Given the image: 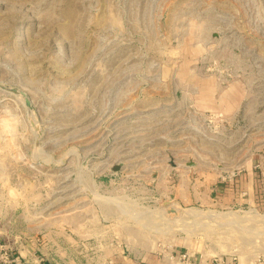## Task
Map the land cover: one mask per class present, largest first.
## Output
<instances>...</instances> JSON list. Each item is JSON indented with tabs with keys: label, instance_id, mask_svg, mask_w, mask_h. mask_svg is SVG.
Instances as JSON below:
<instances>
[{
	"label": "rangeland",
	"instance_id": "374dc122",
	"mask_svg": "<svg viewBox=\"0 0 264 264\" xmlns=\"http://www.w3.org/2000/svg\"><path fill=\"white\" fill-rule=\"evenodd\" d=\"M59 233L70 264H264V0H0V245Z\"/></svg>",
	"mask_w": 264,
	"mask_h": 264
},
{
	"label": "crops",
	"instance_id": "0c3cea01",
	"mask_svg": "<svg viewBox=\"0 0 264 264\" xmlns=\"http://www.w3.org/2000/svg\"><path fill=\"white\" fill-rule=\"evenodd\" d=\"M67 235H63V237H59L62 235V233L58 234L56 239L52 240V247L51 252L52 255H55L56 258H53L50 264H70V236L68 233ZM45 247H42L40 250L41 252H45ZM23 250H19V253L21 256L25 257L26 264H39L36 263L33 255H28L27 250H25V253L23 255ZM123 262V261H122ZM44 264H47L43 262ZM128 264L127 261L124 259L123 264Z\"/></svg>",
	"mask_w": 264,
	"mask_h": 264
},
{
	"label": "built area",
	"instance_id": "2783aa9c",
	"mask_svg": "<svg viewBox=\"0 0 264 264\" xmlns=\"http://www.w3.org/2000/svg\"><path fill=\"white\" fill-rule=\"evenodd\" d=\"M33 258L36 263L44 264L42 257L33 254ZM0 264H26V260L24 256L14 255L6 246L0 245Z\"/></svg>",
	"mask_w": 264,
	"mask_h": 264
},
{
	"label": "bare ground",
	"instance_id": "6f19581e",
	"mask_svg": "<svg viewBox=\"0 0 264 264\" xmlns=\"http://www.w3.org/2000/svg\"><path fill=\"white\" fill-rule=\"evenodd\" d=\"M244 217V216H243ZM237 218V217H236ZM246 218H247V216H246ZM244 220V219H243Z\"/></svg>",
	"mask_w": 264,
	"mask_h": 264
},
{
	"label": "water",
	"instance_id": "95a60500",
	"mask_svg": "<svg viewBox=\"0 0 264 264\" xmlns=\"http://www.w3.org/2000/svg\"><path fill=\"white\" fill-rule=\"evenodd\" d=\"M191 164V163H190Z\"/></svg>",
	"mask_w": 264,
	"mask_h": 264
}]
</instances>
